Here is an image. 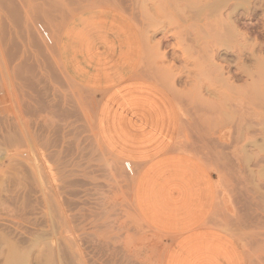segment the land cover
I'll use <instances>...</instances> for the list:
<instances>
[{
    "label": "rangeland",
    "instance_id": "obj_1",
    "mask_svg": "<svg viewBox=\"0 0 264 264\" xmlns=\"http://www.w3.org/2000/svg\"><path fill=\"white\" fill-rule=\"evenodd\" d=\"M7 1L0 0V28L5 29L6 33L0 29V183L3 181L7 184H4L5 188L1 185L0 189V195L3 196V199L0 196V200H3L0 203V206L3 204L0 207V215L4 220L0 222V226L5 222H13L16 227L11 223L14 229L12 230L5 224L6 228L10 227L9 230L0 227V231L6 229L7 232L16 233L20 230L17 228L22 226L23 231L26 227V232L21 231L23 237L30 243L34 242L27 243L32 251V256L29 253V257L38 256L36 259L30 258L29 264H39V260L40 264H47L49 261L50 264H72L74 260V264H166L174 243L172 236L153 228L139 212L136 203L139 168L110 153L98 135L96 119L105 92L80 86L69 77L61 64L59 49L64 28L75 16L90 9L118 11L137 27L143 46L138 77L157 82L156 77L163 73L170 78V85L175 90L173 93L161 84L170 90L180 111V132L174 150L200 161L215 179L217 203L211 226L236 239L256 264H264V173L260 172L264 170V151L261 148L264 145V128L261 125L264 123L261 116L264 115V107L258 100L255 104L261 109L253 104L254 108L257 107L254 113L253 107L249 106L252 104L243 101V106L240 105L243 98L247 99L241 93L242 99L238 97L239 93L233 95L235 91H231V95L238 97V100H232L229 91L227 92L230 98H225L228 93L223 87V82L221 81L220 86V81L213 79V83L217 82L219 85L216 86L220 88L218 91L216 84L211 83L213 80L205 78L207 64L204 56L206 59L207 56L200 54L203 57L200 56V63H205L200 64V67H206L203 68L205 71L202 68L201 71L194 59L185 53L187 48H197V43L198 48L203 47L206 43V40L202 39L204 31L200 27L191 28L194 30L191 36V29L189 30L182 17L178 16V12L171 13L167 9V12H164L165 6L161 0ZM9 2L12 5L6 7ZM6 10L12 13L8 11L6 14ZM10 20L13 24H10ZM2 21L6 25H3ZM242 22L249 26L259 24L258 20L252 21L249 18ZM36 26L38 28H35ZM39 26L45 27L43 30L53 44H48L44 35L39 34ZM32 30L39 34V39L34 37L36 42L30 36ZM179 30L189 32L188 36L187 33H180L181 38L186 36L183 38L186 42L177 37ZM189 35L196 38L197 42L191 40ZM260 38L258 37L259 41L263 42L264 38ZM180 42H183V47ZM184 43H191V46L183 49ZM230 64L235 71V64ZM229 71L227 68L226 76H229ZM237 83L244 88L243 84L247 86L250 81ZM217 92L220 93L218 99L227 94L218 101L217 97L214 98ZM223 99L227 100V104L222 102ZM229 99L234 101V104L231 102L232 105L229 106L231 108L228 107L230 110L227 108V105L231 104ZM236 101L239 104H236ZM235 104L241 106L236 108L237 112L233 109L237 114L231 112ZM218 105H223L228 111ZM217 107L220 109L217 110ZM221 109L224 114L231 113V118L226 116L229 113H221ZM233 117H238L236 122ZM248 124L251 129H248ZM12 157L19 160H13ZM23 162L30 169L20 165ZM19 165L23 166L22 170ZM20 172H23V175ZM31 175L32 177H29ZM5 197L7 201L4 200ZM29 231L33 233H27ZM40 231L44 234L47 231V236H50L52 241L49 242V238L46 240V235L43 241V236L39 234V237L42 236L40 239L34 236L37 241L31 238L34 233L42 234ZM51 231L57 232L58 235L54 232L52 234ZM15 235L20 238L21 234L19 232ZM26 235L30 238H26ZM23 237L21 235V239ZM56 239L62 240L63 243L58 246ZM45 240L49 245L46 242L45 245ZM61 244L65 245L62 250ZM49 247L56 248V251ZM59 249L64 250V253L59 254ZM70 252L73 255L76 252L81 259H78L79 256H72ZM68 253L70 256L66 259ZM50 254L56 257L53 255L51 260ZM76 259L79 262H76Z\"/></svg>",
    "mask_w": 264,
    "mask_h": 264
},
{
    "label": "crops",
    "instance_id": "obj_2",
    "mask_svg": "<svg viewBox=\"0 0 264 264\" xmlns=\"http://www.w3.org/2000/svg\"><path fill=\"white\" fill-rule=\"evenodd\" d=\"M142 48L141 34L128 17L90 9L64 28L59 56L73 81L105 92L98 135L110 153L139 168V212L174 238L166 264H256L236 239L211 226L215 179L200 161L174 150L179 107L163 86L138 77Z\"/></svg>",
    "mask_w": 264,
    "mask_h": 264
},
{
    "label": "bare ground",
    "instance_id": "obj_3",
    "mask_svg": "<svg viewBox=\"0 0 264 264\" xmlns=\"http://www.w3.org/2000/svg\"><path fill=\"white\" fill-rule=\"evenodd\" d=\"M7 1V0H6ZM154 1V0H153ZM161 2L163 3V5L165 6V8H164V12H173V13H175V12H178V16L180 17H182V19L185 21V24L189 27V30L191 29V28H197V27H200L204 32V37L202 38L203 40L205 39L206 41V43L204 44V45H202L203 47H200V48H198V43H197V48L196 47H191V48H187V52H185V53H188L189 54V56L191 57V58H193L194 59V63H196L197 64V67H198V69H200L201 70V68H202V70H204L203 68H206L205 66H203V67H200V66H202V65H204V64H202V63H200V62H202L201 60V58H203L200 54H204V55H206L207 56V59H206V57L204 56V61L206 62V64H207V73H205V75H206V79L208 78V80L210 81H212L214 78V80H218V81H220V83H221V81L223 82V84H224V86L223 87H225V91L227 92V91H229L230 92V95H231V91L233 92V91H235V92H233L232 94L234 95V93H239L238 95V97H240V93L241 94H243L242 96H244L247 100H244V98H243V100H242V103L240 104V105H242L243 106V101H246V102H248L249 104H252V106L251 105H249L251 108H252V111L254 112V113H256V109L255 108H257L256 106H258V105H256L255 103L259 100V102L261 101V105H262V107H264V39L262 40L263 42H260L259 41V39H258V37L260 38H264V0H161ZM6 3H8V1L6 2ZM11 3L9 2V4L6 6V7H8L9 5H10ZM12 5V4H11ZM14 5V4H13ZM159 6V5H158ZM14 7L17 9L18 7H16L15 5H14ZM13 6H12V8L13 9H15ZM12 8H11V10H12ZM16 9H15V11H16ZM166 9H167V11H166ZM161 10V9H160ZM10 13H12V11H10V10H6V14H8L9 12ZM163 11V10H162ZM180 13V14H179ZM168 14V13H167ZM4 15V14H3ZM169 15V14H168ZM170 15H173V14H170ZM2 16V15H1ZM5 17H6V15H4ZM3 16V17H4ZM11 15H9V17H10ZM165 16H166V14H165ZM164 16V17H165ZM4 17V18H5ZM14 17V16H13ZM1 18V17H0ZM7 18V17H6ZM169 18V17H168ZM249 18V20H252V21H254V20H258V23L259 24H257V25H255V26H249V25H247L245 22L243 23L242 21L244 20V19H248ZM11 19H12V21L14 22V23H16V21H14V18H12L11 17ZM166 19V18H165ZM173 19V18H172ZM2 20V19H1ZM169 20V19H168ZM182 20V21H183ZM4 21V20H3ZM2 21V22H3ZM12 21L10 20V24H13L12 23ZM1 22V21H0ZM169 22V21H168ZM175 22V21H174ZM9 23V21H7V24ZM160 23H162L163 24V22H159V24ZM164 23H166V21L164 22ZM170 24H171V22H169ZM173 23V22H172ZM254 23V22H253ZM9 24V25H10ZM168 24V23H167ZM169 24V25H170ZM3 25H6V24H4V22H3ZM11 26V25H10ZM151 26V25H150ZM157 26V25H156ZM2 27V26H1ZM40 27H42L43 29L45 28L44 26H40ZM147 27V26H146ZM3 28V27H2ZM33 28V27H32ZM35 28H38L37 26L35 27ZM151 28V27H150ZM187 27H185V29H186ZM199 28V29H200ZM1 29V28H0ZM4 29V28H3ZM8 29H10L9 27H8ZM8 29H6V30H8ZM31 29V28H30ZM182 29H184L183 28V26H182ZM198 29V30H199ZM200 29V30H201ZM2 30V29H1ZM5 30V29H4ZM4 30H2V31H4ZM34 30V29H33ZM32 30V31H33ZM195 30H197V29H195ZM197 30V31H198ZM1 31V32H2ZM36 31V30H35ZM44 31V33H46V31L45 30H43ZM148 31V30H147ZM180 31V30H179ZM185 30H181L180 32H177L178 34H177V37L179 36H181V34L180 33H182V32H184ZM192 31V29L190 30V33H192V35L191 36H193V31ZM201 32V31H200ZM199 32V33H200ZM3 33V32H2ZM4 33H5V31H4ZM3 33V34H4ZM30 33V32H29ZM32 33H33V35H32ZM35 33H36V35H35ZM185 33V32H184ZM183 33V34H184ZM187 33V34H186ZM185 34H186V36H188V34H189V32H186ZM6 34V33H5ZM7 34H8V32H7ZM39 34L40 35H43V34H41V32H39ZM38 33H37V31L36 32H31V34H30V36H32L31 38H33V41H35L36 42V40H34L36 37V39H39L38 37V35H39ZM182 34V35H183ZM184 34V35H185ZM257 34V35H256ZM10 37H11V35L10 34H8ZM13 35V34H12ZM202 35V34H201ZM30 36H29V38H30ZM36 36V37H35ZM186 36H184V37H186ZM191 36L189 35V38L192 40V39H196V38H191ZM258 36V37H257ZM2 37H3V35H2ZM6 37V36H5ZM35 37V38H34ZM184 37H180V40L181 39H183ZM0 38H1V35H0ZM188 38V37H187ZM260 38V39H261ZM44 39V38H43ZM177 39V38H176ZM199 39V38H198ZM9 40V39H8ZM10 40H12V38L10 39ZM9 40V41H10ZM30 40V39H29ZM32 40V39H31ZM178 41H179V39H177ZM187 40V39H186ZM193 40V42H195ZM5 41H7V40H5ZM183 41L184 42H186L184 39H183ZM4 42V41H3ZM35 42H34V44H35ZM43 42V41H42ZM188 43H189V41H187ZM192 41H191V43H193ZM197 42V41H196ZM1 43V42H0ZM8 43H10V42H8ZM31 43V42H30ZM38 43V42H37ZM183 43V42H182ZM182 43L180 42V44H181V46L183 47V45H182ZM191 43L190 44H187V45H185V43H184V48L183 49H185V47L186 46H191ZM32 44V43H31ZM200 44H202V43H200ZM199 44V45H200ZM30 45V44H29ZM37 45V44H36ZM33 46V45H32ZM188 46V47H189ZM19 49V48H18ZM1 51V50H0ZM2 53H4V52H1V54ZM6 53V52H5ZM187 55V54H186ZM200 56H201V58H200ZM201 59V60H200ZM1 63V62H0ZM230 63H233V64H235V68H236V70H235V68H234V70L235 71H233V67H231V64ZM29 64V63H28ZM200 64H202V65H200ZM224 64H227L228 66L226 67V65H224ZM27 67V66H26ZM26 67H24V69L26 68ZM200 67V68H199ZM27 68H29V67H27ZM227 68L228 69H230V71L228 72L229 73V76H226L227 74H226V71H227ZM201 70V71H202ZM226 70V71H225ZM34 71V70H33ZM205 71V70H204ZM203 71V72H204ZM163 72V71H162ZM202 74V73H201ZM150 75H151V73H150ZM160 75V76H159ZM157 77H156V83H158L159 85H161V84H163V85H165V86H167L173 93L175 92V90H174V87L172 86V85H170V83H171V81L169 80L170 78L169 77H167V76H165V75H163V73H160ZM203 76H204V74H202ZM152 76V75H151ZM214 80L211 82L212 83V85L213 84H216L217 82H215V83H213L214 82ZM232 81H234V82H232ZM240 81H242V84L245 82V81H250V83L249 84H247V86H245L244 84H243V87L244 88H242V85L241 84H238L237 82H240ZM244 81V82H243ZM235 82H236V84L238 85V86H236V84H235ZM220 83H218L220 86L222 85V83L220 84ZM172 84V83H171ZM218 84H216L215 85V88L217 89L218 88V91H219V87H216ZM163 85H161V86H163ZM218 85V86H219ZM165 86H163V87H165ZM240 86V87H239ZM169 90V91H170ZM223 90V89H222ZM215 91V90H214ZM216 92V91H215ZM222 92V91H221ZM225 92V93H226ZM218 93V92H217ZM223 93H224V90H223ZM222 93V94H223ZM228 93V92H227ZM226 93V94H227ZM219 94V95H218ZM217 94V96H215L214 98H216L217 97V99H218V96H220V93H218ZM225 94V95H226ZM225 95L223 96V97H225ZM229 95V93L227 94V97H225V98H230V96H228ZM236 95V94H235ZM76 97H77V95H76ZM222 97V98H223ZM233 97V98H232ZM238 97H236V98H234V96H232L231 95V99L232 100H238ZM221 98V99H222ZM241 98V97H240ZM239 98V100H241ZM77 99V98H76ZM221 99H218V101L219 100H221ZM224 100V99H223ZM222 100V102H225L226 104H227V100L225 101H223ZM230 100V99H229ZM78 101V100H77ZM79 102V101H78ZM221 102V101H220ZM220 102H219V104H220ZM222 102H221V104H222ZM232 101L230 100V103H231ZM234 102V101H233ZM232 102V103H233ZM238 101H236V104H239V102L237 103ZM229 103V102H228ZM232 103L231 104H228L227 105V108L229 107V106H231L232 105ZM215 104H217V103H215ZM214 104V105H215ZM225 104V105H226ZM234 104V103H233ZM235 104V108H232V113H234V114H237V113H235V111L234 110H236V112L238 111L237 109H239V107H241L240 105H236ZM253 104L254 105H256L255 106V108H254V106H253ZM247 105V104H246ZM215 106H217V105H215ZM218 106H220V105H218ZM223 108H225L226 110H227V108L226 107H224L223 105H221ZM220 106V107H221ZM31 107V106H30ZM36 107V106H35ZM232 107H234V106H232ZM238 107V108H237ZM260 106H258V108H259ZM80 108V107H79ZM222 108V109H223ZM229 108H231V107H229ZM228 108V109H229ZM237 108V109H236ZM243 108V107H242ZM33 109V108H32ZM31 109V110H32ZM82 109V108H81ZM218 109H220L219 107H217V110ZM220 110V112L221 113H223L224 114V110ZM234 109V110H233ZM259 109H261V107L259 108ZM226 110H225V113H226ZM230 110V109H229ZM262 110H264V108L262 109ZM35 111V110H34ZM228 111V110H227ZM234 111V112H233ZM240 111V110H239ZM249 111V110H248ZM229 112H227L226 114H228ZM243 113V112H242ZM253 113V114H254ZM261 113V112H260ZM222 114V115H223ZM226 114H224V115H226ZM239 114V113H238ZM241 114V113H240ZM263 114V113H262ZM258 115V113L255 115V116H257ZM227 117H229L230 116V118H231V113H229L228 115H226ZM235 116V115H234ZM261 116H263V118H264V115H261ZM236 117V116H235ZM240 117V116H239ZM223 118H225L224 116H223ZM234 118V117H233ZM253 118V117H252ZM258 118H259V116H258ZM225 119H227V118H225ZM235 119V118H234ZM233 119V120H234ZM236 119H238V117L236 118ZM236 119L234 120L235 122H236ZM228 120V119H227ZM230 120V119H229ZM245 120V119H244ZM254 120V119H253ZM96 122H97V119H96ZM225 122H226V120H225ZM243 122V121H242ZM241 122V123H242ZM228 123V122H227ZM230 123V122H229ZM232 124L234 123L233 121L231 122ZM240 123V124H241ZM251 124V123H250ZM250 124H248L249 125V127H248V129L251 127L250 126ZM256 124V123H255ZM259 124H261V122L259 123ZM264 124V123H263ZM263 124H261L262 126H263V128H264V125ZM230 125V124H229ZM261 125H259V126H261ZM97 126V125H96ZM242 126H244V124L242 125ZM244 128V127H243ZM247 129V130H248ZM251 129V128H250ZM239 130V129H238ZM245 130V129H244ZM264 130V129H263ZM245 132V131H244ZM101 143V142H100ZM102 145V144H101ZM257 146V145H256ZM257 147H261V145H258ZM103 148V147H102ZM262 149H263V151H264V145L261 147ZM260 148V149H261ZM28 151V150H27ZM261 151V150H260ZM263 151H261V152H263ZM33 153V152H32ZM21 154V153H20ZM26 154V153H25ZM16 155V154H15ZM19 155V154H18ZM22 155V154H21ZM54 155V154H53ZM22 156H24V155H22ZM27 157V156H26ZM26 157H24V158H26ZM12 159L13 160H16V159H14L13 157H12ZM29 159V158H28ZM51 159V158H50ZM61 159V158H60ZM17 160H19V159H17ZM30 160V159H29ZM33 161V160H32ZM31 161V162H32ZM37 161V160H36ZM22 162V160L20 161V163ZM1 163V162H0ZM17 163V162H16ZM20 163H18V164H20ZM36 163V162H35ZM17 164V165H18ZM1 165V164H0ZM20 165H23L24 166V168H25V166L27 165H24V162L22 163V164H20ZM19 165V167L21 168H23V166H20ZM16 166V165H15ZM1 167H2V165H1ZM0 167V168H1ZM17 167V166H16ZM15 168V167H14ZM20 168H18V169H20ZM22 168H21V170H22ZM26 168H28L27 166H26ZM35 168V167H34ZM28 169H30V168H28ZM264 169V168H263ZM33 171V170H32ZM40 171H42V169L40 170ZM39 171V172H40ZM264 170H261L260 172H262V173H264L263 172ZM21 173V172H20ZM23 173V172H22ZM21 173V174H22ZM29 173H30V171H29ZM42 173V172H41ZM11 174V173H10ZM14 173H12V175H13ZM31 174V173H30ZM260 174V173H259ZM23 175V174H22ZM42 176V175H41ZM40 176V177H41ZM260 176H261V174H260ZM29 177H32V175L31 176H29ZM44 177V176H43ZM42 177V178H43ZM66 177V176H65ZM35 178V177H34ZM41 178V179H42ZM261 178V177H260ZM263 178V177H262ZM17 179V178H16ZM28 179V178H27ZM6 180V179H5ZM9 180V179H8ZM35 180H37V179H35ZM13 181V180H12ZM20 181V180H19ZM34 181V180H33ZM45 181V180H44ZM43 181V182H44ZM5 182V181H4ZM6 182H7V180H6ZM15 182V181H14ZM16 182H17V180H16ZM41 182H42V180H41ZM4 184L5 183H3V181L0 183V189L2 188V187H4L5 188V186H4ZM18 184V183H17ZM21 184V183H20ZM23 184V183H22ZM28 184V183H27ZM1 185H2V187H1ZM5 185H7V184H5ZM9 185V184H8ZM13 185V184H12ZM11 185V186H12ZM20 186V185H19ZM49 186V185H48ZM16 187V186H15ZM21 187V186H20ZM19 187V188H20ZM31 187V186H30ZM8 188V187H7ZM6 188V189H7ZM46 188V187H45ZM48 188V187H47ZM5 189V190H6ZM44 189V188H43ZM50 189V188H49ZM32 190V189H31ZM8 191V190H7ZM46 191V190H45ZM47 192V191H46ZM51 192V191H50ZM2 193V192H1ZM4 193V192H3ZM16 193V192H15ZM23 193V192H22ZM31 194V193H30ZM46 194V193H45ZM47 194H48V192H47ZM8 195V194H7ZM29 195V194H28ZM50 195H52V194H50ZM0 196H2V194L0 195ZM26 196V195H25ZM31 196V195H30ZM43 196H45V195H43ZM12 196L10 195V198H11ZM18 197H20V196H18ZM24 197V196H23ZM49 197V196H48ZM2 199H3V196L1 197ZM30 198V197H29ZM29 198H27V199H29ZM32 198V197H31ZM50 198H51V196H50ZM13 199V198H12ZM11 199V200H12ZM52 199V198H51ZM5 201H7L6 200V197H5V199H4ZM8 200H9V198H8ZM44 200H45V197H44ZM1 201H3V200H0V203H1ZM5 201H4V205H5ZM6 204H8V203H6ZM24 204V203H23ZM2 205L3 204H1V206L0 207H2ZM9 206H10V204H9ZM4 207H7V206H4ZM23 207V206H22ZM27 208H28V206H26ZM30 207H31V205H30ZM16 208V207H15ZM2 209V208H1ZM4 209V208H3ZM20 209H22V208H20ZM11 210V209H10ZM16 210V209H15ZM26 210V209H25ZM34 215V214H33ZM5 216V215H4ZM10 216V215H9ZM0 220L3 218L1 215H0ZM36 217V216H35ZM74 217V216H73ZM5 218H7V217H5ZM10 219H11V217H9ZM86 218V217H85ZM12 219H14V218H12ZM49 219V218H48ZM63 219V218H62ZM73 219V218H72ZM71 219V220H72ZM7 220V219H6ZM5 220V221H6ZM55 220V219H54ZM2 221H4L3 219L0 221V222H2ZM17 221H19V220H17ZM39 221V220H38ZM56 221V220H55ZM67 221V220H66ZM65 221V222H66ZM84 221V220H83ZM8 222V221H7ZM21 223H22V221H20ZM31 222V221H30ZM35 222V221H34ZM4 223V222H3ZM13 224V222H10L9 224L8 223H4L3 224V226H0V227H5L6 225L5 224H8L10 227H11V229L13 228L11 225ZM36 223V222H35ZM54 223V222H53ZM84 223V222H83ZM25 224V223H24ZM37 224V223H36ZM49 224V223H48ZM61 224V223H60ZM59 224V225H60ZM69 224V223H68ZM1 225H2V223H1ZM7 225V226H8ZM22 225V224H21ZM54 225H55V223H54ZM64 225V224H63ZM13 226L14 227H16V224L14 225L13 224ZM18 226H20V225H18ZM17 226V227H18ZM57 226V225H56ZM80 226V225H79ZM9 227V228H10ZM30 227V226H29ZM45 227V226H44ZM52 227V226H51ZM62 227H65V226H62ZM69 227V226H68ZM6 228V227H5ZM9 228H6V229H8L9 230ZM34 228V227H33ZM41 228H43V227H41ZM53 228V227H52ZM67 228V227H66ZM76 228V227H75ZM95 228V227H94ZM5 229V230H6ZM18 229H20L18 232H16V233H13V232H11V231H8L7 232V230H6V232H5V230L4 229H1V231H0V264H29V261H30V258L31 257H29L30 255H31V252L32 251H30L29 250V245L27 244V243H30L27 239H25L23 236V231H25V229H26V227L24 228V230L22 231V226H21V228H17V230ZM31 229V228H30ZM29 229V230H30ZM49 229H50V227H49ZM55 229V228H54ZM12 230H14V229H12ZM37 230V229H36ZM38 230H39V228H38ZM43 230V229H42ZM45 230V229H44ZM47 230V229H46ZM64 230V229H63ZM76 230V229H75ZM15 231H16V229H15ZM21 231H22V233H21ZM32 231V230H31ZM31 231H29V232H27V233H30ZM48 231V230H47ZM45 232L46 234H44L42 231H40V232H42V234L41 233H37V234H35L34 233V235H32L31 236V238L33 239V238H35L34 236L36 235V238L37 239H40L42 236V241L44 240V237H45V235H46V240H47V238H49L48 236H47V233L48 232ZM59 231V230H58ZM65 231H67L66 229H65ZM20 232V234L22 235V237H23V239H21V235L19 236L20 238H18L17 237V235H15V234H17V233H19ZM26 232V231H25ZM52 232H54L55 233V231H51V233ZM60 232V231H59ZM71 232V231H70ZM27 233H25V234H27ZM31 233H33V232H31ZM57 233V232H56ZM55 233V234H56ZM65 233V232H64ZM42 235V236H40L39 237V235ZM53 234V233H52ZM83 234V233H82ZM30 235V234H29ZM29 235H26L25 237L26 238H30L29 237ZM49 235V234H48ZM57 235H58V233H57ZM28 236V237H27ZM52 236V235H51ZM54 236V235H53ZM52 236V237H53ZM72 236V235H71ZM56 237V236H55ZM95 237V236H94ZM35 238V239H36ZM68 238V237H67ZM27 240V241H25V240ZM37 239H36V241H37ZM61 239H63V238H61ZM69 239V238H68ZM77 239V238H76ZM46 240L44 241V243L46 242ZM72 240V239H71ZM52 240L49 238V242H51ZM56 241L57 242H59L58 243V246H59V244L60 243H63L62 242V240H57L56 239ZM70 241V240H69ZM68 241V242H69ZM32 243L34 244V242L32 241ZM32 243H30V244H32ZM38 244H39V240H38V242H37ZM46 243H48V242H46ZM46 243H45V245H46ZM66 243V242H65ZM77 243V242H76ZM41 244V243H40ZM53 244V243H52ZM51 244V245H52ZM55 244V243H54ZM100 244V243H99ZM44 245V246H45ZM48 245H49V243H48ZM77 245V244H76ZM90 245V244H89ZM35 246V245H34ZM39 246V245H38ZM43 245H41V247H42ZM54 246V245H53ZM57 246V247H58ZM60 246H62L61 247V250H62V248H64L63 246H65L64 244H61ZM69 246V245H68ZM99 246V245H98ZM40 247V248H41ZM50 247H52V246H50ZM49 247V248H50ZM55 247V246H54ZM53 247V248H54ZM31 248H32V246H31ZM36 248V247H35ZM68 248V247H67ZM70 248V247H69ZM75 248V247H74ZM33 249H34V247H33ZM45 249H46V247H45ZM48 249V248H47ZM46 249V250H47ZM50 249H52V248H50ZM56 248H54V249H52V250H55ZM78 249H79V247H78ZM43 251H44V247H43V249H42ZM49 250V249H48ZM51 250V251H52ZM58 250V249H57ZM60 250V249H59ZM60 250V251H61ZM68 250V249H67ZM99 250V249H98ZM37 251H39V248H38V250ZM43 251H41V252H43ZM50 251V250H49ZM56 251V250H55ZM64 251V250H63ZM63 251H61V253L59 252V251H57V252H59V254H63L64 252ZM54 252V251H53ZM56 252V253H57ZM63 252V253H62ZM72 252V251H71ZM70 252V254L72 255V256H74V255H76L77 256V254H76V252H75V254L73 255L72 253ZM74 252V251H73ZM109 252V251H108ZM29 253H30V255H29ZM37 253V252H36ZM40 253V252H39ZM44 253V252H43ZM42 253V254H43ZM50 252H48V254H49ZM34 254V253H33ZM38 254V253H37ZM54 254H55V252H54ZM54 254H52V256L54 255ZM70 254L68 253V255H66L67 256V258L66 259H68V256H70ZM36 255V254H35ZM39 255H41V253L39 254ZM32 256V255H31ZM37 256V255H36ZM36 256L35 257H32V258H35L36 259ZM44 256H45V254H44ZM48 256V255H47ZM50 256V258L52 257L51 256V254L49 255ZM55 256V255H54ZM64 256V255H63ZM66 256H64V258L66 257ZM79 256V257H78ZM77 257H78V259L80 258V255H78ZM38 257V256H37ZM56 257V256H55ZM76 257V258H77ZM111 257V256H110ZM32 258H31V260H32ZM41 258L43 259V257H42V255H41ZM41 258H37V259H41ZM45 258V257H44ZM59 258V257H58ZM63 258V259H64ZM71 257H69V259H70ZM46 259V258H45ZM49 258H47V260H48ZM81 259V258H80ZM84 259V258H83ZM51 260H52V258H51ZM57 260V259H56ZM60 260H61V258H60ZM109 260V259H108ZM36 262H37V260H35ZM40 262H41V260H39ZM43 261H44V259H43ZM72 261V260H71ZM78 260L76 259V262H77ZM40 262H39V264H40ZM50 262V261H49ZM47 263V264H50V263ZM55 262V261H54ZM74 263H75V260L73 261ZM72 262V264H74ZM79 262V261H78ZM62 263V262H61ZM64 263V262H63ZM80 263H82V262H80ZM85 263V262H84ZM33 264V263H32ZM44 264V263H43ZM46 264V263H45ZM54 264V263H53ZM55 264H57V263H55ZM65 264V263H64ZM71 264V263H70ZM77 264V263H76Z\"/></svg>",
    "mask_w": 264,
    "mask_h": 264
},
{
    "label": "built area",
    "instance_id": "obj_4",
    "mask_svg": "<svg viewBox=\"0 0 264 264\" xmlns=\"http://www.w3.org/2000/svg\"><path fill=\"white\" fill-rule=\"evenodd\" d=\"M39 29H40V31L43 33V35H44L46 41L48 42V44H50V45L53 44L51 38L48 37V35H47L46 33H44L43 28L39 26Z\"/></svg>",
    "mask_w": 264,
    "mask_h": 264
}]
</instances>
